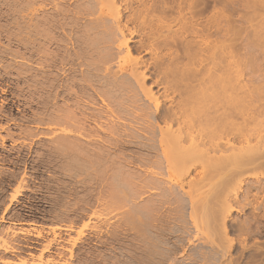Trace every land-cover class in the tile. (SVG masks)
<instances>
[{
  "label": "rangeland",
  "instance_id": "rangeland-1",
  "mask_svg": "<svg viewBox=\"0 0 264 264\" xmlns=\"http://www.w3.org/2000/svg\"><path fill=\"white\" fill-rule=\"evenodd\" d=\"M27 1H31V3L33 2L29 8L34 7L35 11L33 9L28 10L31 13L27 10V12L25 11L24 2ZM27 1L0 0V15L6 10L15 9L18 11L21 8L24 10L22 14H25V12L27 14L25 19H20V14L16 12L12 14L16 17V22L19 21L20 24H17L14 19L6 21L0 19V28L2 32L0 36V48L1 45L6 43L11 45L9 46L10 54L6 55L2 51L0 52V136H7V133H12L13 135L12 137H4V144L0 147V231L3 232L8 226L16 231L21 229H28L29 231V234L26 235L18 233L17 243L14 245L16 250L9 253L1 252L0 257L15 261L14 264H18L17 262L19 259H26L29 261L28 264H42L47 259L52 258L56 261L58 260L59 263H63L62 261H64L66 264H145V262H147L145 257L147 255L146 250L154 247L156 239L163 238L166 242V245L164 246L165 248L169 249L176 247L174 249L175 251L170 252L164 248L163 251L167 250L168 253L165 264H217L218 262H229V260L231 261L229 264H264V168H255L251 165L242 168L240 166V171L241 169L244 170L242 177L245 178V181L241 184L243 186L242 188L247 189L251 186V193H249V195L245 194V196L240 193L241 195L239 194V198H231L233 201L231 202L232 204H230L234 206L235 209L231 210L226 217L228 235L224 237L218 226V218L216 216L214 217L215 214H213V212L216 213V211H218L220 203L224 205V195L231 192L234 187L237 188L238 186L236 183L233 185L230 180L228 181L230 183L227 182L223 188L220 186V183L221 185L223 184L222 181L220 182L222 176L229 179L231 170H234L232 169V166L227 165L225 168L222 167V169L219 168L216 170V168L209 169L211 164L208 163V161L201 164L200 162L195 161L187 166V170L181 167H174L170 168L168 171L164 166V168H160L156 163L158 162L157 159H160V149L156 142L157 137H152L153 142L151 141V138L148 139L147 137H142L140 139L139 137L138 139L133 137V139L131 137H122L125 139H120L121 145L118 144L119 147L116 145L114 147L107 142L108 140L111 142L114 139H119V137H103L108 133L104 130L98 132L102 137L82 136L81 138L80 135L75 136V134L74 137H72V140L75 138L74 140H76V144L80 142L79 144L81 147L92 149V152L89 151V156L86 155L83 159H79L77 162L70 161L69 163L68 157L63 156L60 151H56L53 148L54 139L59 137H54L56 134L51 133L50 130L45 127L46 125L43 124L46 122L48 118L47 114L50 113L52 108L54 88L59 89L62 83L70 80L77 83L81 72H86L87 70H91V74L95 75V77L89 78L90 81L88 80L87 84H93L97 78L103 76L113 77L114 71H118L116 74L117 76L123 74L128 75V71L120 70L119 65L131 67L134 65L135 59H141L148 64L151 63V65L149 64L150 71L147 72L149 78L146 79L145 84L146 86L152 87L161 106L164 108H171L178 103L186 104V113L190 114L191 112H194V109H196L195 107H199L200 104H198V106L190 107L187 100L188 88H186V92L179 95L177 92L173 93L171 89L164 92L162 86H155L152 83L153 80L159 76L156 73L159 69L155 66V68L153 67V62L156 61L158 64L160 62V65L163 67L169 63L171 53L175 54L176 52L183 51L182 47H180L181 45H176L174 42L175 38L177 37L176 39L178 40L179 37L172 36L174 39H172V41V37L170 38L168 36L167 29H164L162 32L163 37L158 38L159 43L154 41V44L155 42L158 44L157 51L155 50L156 52L148 51L149 48L143 49L141 45H146L151 41V32L153 33L159 28L158 21L156 20L157 15L159 16L158 18L167 15L169 18L166 17V19H164L165 21H168V19L171 20L174 17H171L172 15H178L177 11L182 8L181 10L182 12L184 10L183 13L186 21L181 19H179L178 22L173 21L171 23V30L176 32L179 36L181 34L184 36L181 35L183 38H181V41L185 39V42L196 40L197 42L200 41V43H205L202 44V47L207 45V50L200 53L201 58L203 59L200 67L206 64L211 66L209 60L207 61L206 58L211 55L212 50L210 51L209 47L214 43L212 41L214 40L212 36H207L210 31L212 32V30H214V27L212 26L214 24H212L213 20L211 21V17L213 19L214 11L217 9L214 8L216 6H214V3L212 2L213 0H197L198 2L194 8L195 10H193L197 12L195 14H197V21L199 22L196 25L198 26L197 28L199 29L200 36H196V38L192 37L193 35L191 34L190 25H188L189 20L186 16L189 14L187 11L188 5H185L186 2L182 3L181 0H144L147 7L150 6V9L152 7L156 9L153 11L152 9L154 8H152L146 13L144 9L142 10L143 5L141 0H118L117 4L121 13V27H124L125 36L126 38H129V46H138L139 51L133 50L131 52L132 54L130 53V55H127L124 48H121L120 51L119 49H116V46H114L115 44H112L113 47L110 48L111 51H109L112 53L111 56H114L115 58L112 57L110 60L106 59L107 61L102 60V63L100 62L101 64L97 66L85 65L92 64L97 59L95 56L91 58L85 55L86 53L82 54L81 52L83 49L80 52V48L85 47V43L81 41L77 44L75 40L77 39L76 36H78V34L73 31L77 30L79 34H82L81 32L84 34L85 24L88 21L95 20V15L74 14L78 16H76V20H73L75 17L74 15H71L76 7L83 8L84 6H91V0ZM226 1L229 3H226L228 6H225L226 4L222 2L219 6L221 9L219 10L221 12L223 11L222 14L224 15V18L228 19L227 17L230 15V20H232L231 17L237 19L236 17L241 14V5L239 6V4L243 1ZM178 2L181 4L179 5ZM161 5L165 7L162 8ZM169 6L170 8L171 6L173 8V10L171 9L172 14H170V9H168ZM162 9H164V11ZM165 9H168L167 12ZM160 11L166 12V15ZM28 13L33 15L32 17L34 20L27 19L29 15ZM50 14L54 16V21L57 24L55 32L53 31L54 43L52 44L51 49L53 55L57 58L58 65L56 69L46 67L45 70L39 71L36 67V62H38L39 58H42L43 55L37 50L38 48L36 49V45L39 46L41 41L46 43L45 38L39 36L42 31H45L41 25H44L45 28L47 26L41 20L42 16H50ZM237 14L239 15L237 16ZM188 17L190 18V16ZM10 20L12 21L8 24V21ZM141 21H143V23ZM36 24H38L39 31L35 32L34 29L37 30V28H35L34 25ZM27 32L30 33V41L28 43L32 45L29 46L33 48V50L30 49L29 46H26V48H29L27 50L23 44V37L26 36ZM4 33H6V35L9 33L8 37L10 39H8ZM15 33L20 36H14ZM95 36L96 37H92V40L90 39L89 42L93 43L98 48L101 47V49L98 50H100L101 53H104L106 51L105 46L108 45V43L105 42L104 34L97 33ZM15 41L18 42L16 43ZM77 50L80 52L81 57H76L74 55ZM22 56L29 57L34 61L33 66L29 68V73L26 75L20 73V63L14 64V60H17ZM64 57L67 58L64 63H61V58ZM240 59V62L236 59L239 66L242 64V69H248L251 65L250 61L246 59L248 62L245 64V59ZM215 61L219 63L218 60ZM191 62H193L192 58L190 60L188 57H183L177 63L181 73L173 79L174 88H178L182 84L184 85L185 79L189 77L190 67L193 66ZM263 62L258 60L255 64H261L264 69ZM9 63L15 66V68L5 70L3 67ZM237 63H234L235 68L238 67ZM220 64L223 65L224 63ZM244 64L247 67L244 66ZM241 67L238 68L240 69ZM263 69L261 73H264ZM227 71L229 72L231 69L228 68ZM258 72H256V75L260 73ZM47 75L49 76V79H54L55 84L53 87L45 82ZM253 75H255V73ZM258 76L256 77V81L254 80L255 82H252L254 83L252 84L254 86L251 87L249 84V87L253 88L257 84L264 87V75L262 76V74H259ZM203 77H205V71H203ZM247 79H249V75L245 74V78L243 76V82H247ZM257 80H260L261 82H257ZM258 85L255 88H258L260 93L264 95L261 91L262 89H260ZM68 87L70 90H77L75 84H72V86L69 85ZM105 88L106 89L103 91V95L106 98L105 102L109 103V106H115L118 109L122 108L123 113H121L117 119L107 120L102 117L98 122L103 128H107L109 125L111 129L114 128L115 130L117 129L120 131L125 128V126H129L132 130L134 129L133 131L141 132V130L137 128L141 125L133 122V116L136 115L139 110L143 112L153 111L154 103L147 100L136 87L128 88L126 90L124 89L122 91H113L109 86H105ZM219 92L221 91H218V96H220ZM171 96L174 97L173 102L170 100ZM201 96L204 97L203 95ZM70 100L73 102L76 99L72 97ZM57 102L62 103L60 100H57ZM85 102L81 100L78 106L88 112L92 109L101 110L106 108V104L103 103L98 96H95L94 101ZM262 102H264V98L262 99ZM78 106L76 107L74 103L69 104L68 106L69 108L71 107L70 110H72V112L75 111L73 112L75 115L78 114L76 116L80 115ZM263 119L264 117H261V120ZM40 120H42V124H38ZM86 124L93 128L96 127L95 122L93 121H87ZM159 124L163 125L162 122ZM27 125L32 126L34 129L32 135H28L27 131H24V127ZM36 126L38 127L36 128ZM63 126L69 127V125ZM56 128L58 129L57 125ZM256 129L257 128L253 130L257 131ZM263 129L261 131L262 135H264ZM57 132L58 134L60 133L59 131ZM146 138L148 141L150 140L149 142L153 143V145L146 141ZM105 139L107 142H105ZM138 140H141L142 142H139ZM143 143V148L146 144L153 146L148 157L151 161H155L156 164L153 161V165L155 164L156 167L155 165L154 167L149 165L146 166L141 162V157L145 156L142 155L145 154V150L143 151L142 146H139V144ZM98 146L104 150L101 151V148H95ZM171 150L174 149L170 148V151ZM100 151L103 152V154H100ZM219 153L220 152H218V154ZM199 164L204 167L206 166L203 168V170H206L203 172L204 175H200L199 169L203 166H200ZM208 164L210 165L208 166ZM160 166L162 167V164ZM147 167L149 169H147ZM150 167L154 172L159 170L157 167L161 169L159 170V173L160 171L163 173L161 172L160 176L157 175L155 177H160L162 181L164 180V183L162 181L159 182L156 178V181H154L155 183L151 180L154 179L151 176L156 174H154V172H151V174L147 172L152 170ZM22 172H26V182L24 184L26 188L21 194L17 195L16 200L13 201L9 205L8 210L3 213L5 206L9 203L10 196L14 192V188L18 185L20 177L23 175ZM224 174H226V176ZM201 176L203 180L199 181ZM255 178H259L260 183H262V185L260 184L262 186L260 187V190L252 188L255 185L254 182H252ZM141 180L144 182L142 183ZM148 180L153 183V186L156 184L157 187H151L152 184H149ZM189 181H192V184H190ZM144 183H148L150 186L148 184L147 186ZM180 183L184 185L185 190L187 189L191 191L194 202L196 201L195 211L197 212L198 210L199 214L194 211L195 215H197L195 216V223L187 218L188 215L186 216L189 211L187 205L188 200L187 197H185L186 195L179 190L178 186ZM224 187L226 188L224 189ZM219 189L224 195L222 192L218 191ZM222 189H224L226 193ZM164 190L168 193L167 194L165 191L166 195L170 196H165ZM246 191L243 193H247ZM172 192L173 195L171 194ZM255 193L259 194H257L258 202L257 200H254ZM202 195H205V198L208 196L211 197V199L208 200L209 205H211L212 208H206V212L205 210H202L204 208L201 207L203 203H205V198ZM211 200H213V202ZM254 205H256L255 207L257 208V211L255 209L256 212L253 210ZM210 214H213V216H210ZM181 215L183 216L181 217ZM1 216L3 217V220H1ZM196 218H198V220H196ZM231 219L233 220L231 221ZM11 221H14L16 224H11ZM157 224L160 226L158 225L155 227ZM56 225L68 228L66 230L58 228L54 231L51 230V226ZM33 226L35 228H33ZM242 226L243 228H241ZM161 227L163 228L162 230ZM156 228H158V230H156ZM37 230H40L41 236L33 235L37 233ZM54 234L55 236L57 235L56 241L52 240L49 247L44 250V247L47 245L46 243L53 238ZM6 237L7 236L4 238ZM59 237L60 240H58ZM74 239L78 240L75 242L76 244L72 245ZM70 247L73 250V255L71 257L68 251ZM223 248L227 251V256L220 259L221 256L218 253ZM217 251L218 253H216ZM41 252L42 261L44 260L43 262L38 259V255ZM54 263L55 262L51 264ZM0 264H2V262H0Z\"/></svg>",
  "mask_w": 264,
  "mask_h": 264
},
{
  "label": "bare ground",
  "instance_id": "bare-ground-1",
  "mask_svg": "<svg viewBox=\"0 0 264 264\" xmlns=\"http://www.w3.org/2000/svg\"><path fill=\"white\" fill-rule=\"evenodd\" d=\"M117 1L118 0H91V2H92L91 6H89V7L84 6L83 8L82 7H79V8L76 7V9L73 10V12L71 14V15H74V14H77V15H80V14L90 15L91 14V15H93L94 14L96 17V18H94L95 20L88 21L85 24L84 34H83V32H81L82 34H79L77 30H73L76 34H78V36H76L77 39L75 40V42H77V44L80 43L81 41L83 43H85L84 44L85 47H81L80 52L83 49L81 52L82 54L86 53L85 55H87L88 57L93 58L95 56V58L97 59L92 64H85L87 66H91V65L97 66V65L102 63V60L112 59V57H114V56H111L112 53L110 52L111 51L110 48L113 47L112 44H115L114 46H116V49H119L120 51H121V48H124L127 55H130V53L133 50L137 51L139 49L138 46L137 47L134 45L129 46V44H128L129 38H126L125 33H124V29H123L124 27H121L122 25L120 24V22H121L120 21V18H121L120 14L121 13H120V9H119V6L117 4ZM123 1H125V0H123ZM183 1L181 0L182 3L186 2L185 5L186 4L188 5L187 11L189 14L188 16H190V18L188 16H186V17L189 20L188 25H190L189 27L191 29V34L193 35L192 37H194V38H196V36L199 37L200 36L199 35V29L197 28L198 26L196 25L199 21H197V17H196L197 14H195L197 12L194 11L195 10L194 8H195L198 1L197 0H183ZM225 1L226 0H213L212 2L214 3V6L219 7L220 4H222V2H224L226 4L227 1L226 2ZM34 2H35V0H34ZM141 2L143 5L142 10L144 9V11L146 13H148L149 10L154 8V7H152L150 9L149 8L150 6L147 7L144 3V0H141ZM241 2L242 3L239 4V6L241 5L240 6L241 7L240 8L241 14L240 15L237 14V16L239 15L238 17H236L237 19H233L231 17L232 20L229 19L230 15H229V17H227L228 19L224 18V15L222 14L223 11L221 12L219 10V9H221L220 7L219 8L214 7L215 9H217L214 11L215 13L213 15V19L211 17V21L213 20L212 24H214V25H212L214 27V30H212V32L210 31V33L207 34L208 37L212 36V38L214 39V40H212L214 42L213 45H211V47H209V50L210 51L212 50L211 55L206 58L207 61L209 60V63L211 64V66L206 64V65L200 67L201 62L203 61L200 53L202 51L207 50V45L205 47H202V44H205V43H200V41L197 42L196 40H193V41L191 40V42H185L184 41L185 39L181 41V38H182L181 35L182 34L179 36L176 34V32H173V30H171V23L173 21L178 22L179 19L186 21V19L184 17V13H183L184 10H183V12L181 10L182 8H180L179 11H177L178 15H176V16L172 15L171 17H173V16L174 17L171 20L168 19V21L167 20L165 21V19L167 17L166 12L168 9H170L169 10L171 12L170 14H172V10H173L172 6H171V8H170V6H169V8L166 7V8H168L167 10L165 9L166 12L160 11L161 13H164L166 16L165 17L160 16V18H158L159 16L157 15L156 20L158 21L157 23L159 25V28H157V30L155 29L156 30L155 32H153V33L151 32V39L152 40L149 41L146 45L140 44L143 47V49L149 48L148 51H151V52H154L155 50L157 51V48H158L157 43H159L158 38L163 37L162 32L164 29H167V32L169 34L168 36L170 38L172 36L173 37L174 36L179 37L178 40L176 39L177 37L175 38V40L172 37L171 40L173 39L176 45H181L180 47H182L183 51L182 52L180 51L178 53L176 52L175 54L171 53L169 63L163 67L160 65L161 64L160 62H159V64L156 61L153 62L154 63L153 67L155 66L159 69V70H157L158 72H156L157 75H159V76H157V78H155L152 83L155 86H162L164 89L163 90L164 92L171 89L173 93L177 92V94H179V95L186 92L187 91L186 88H188V99L187 100H188V103L190 104V107L198 106V104H200L199 107H195L196 109H194V112L187 114L186 109H185L186 104H179L178 103V104H176V106H173L171 108H164L163 106H161V103L159 102L158 97L156 96V93L153 92L152 87L146 86V84H145L146 79L149 78V74H147V72L150 71L151 63H149L150 64L149 65L148 63H146L145 61H143L141 59H135L134 65H132L131 67L119 65L120 70L128 71V75L123 74V75L117 76L116 74L118 71L117 72L114 71L113 72L114 74L112 73L114 75L113 77L103 76V77L97 78L95 80V83H93V84H91V83L87 84L89 78L95 77L94 74H91V72H90L91 70H87L86 72H81V75L79 76L77 83H74L73 80H70L68 82L66 81V82L62 83V85L59 87V89L54 88V93H53L54 102L52 100V108L50 107L51 111H50V113L47 114L48 118H47V120L45 119L46 122L43 123L46 125L45 127L47 129H49L51 133L56 134V135L53 134L54 137H59L57 139H54V142H53L54 150L60 151V153L63 154V156L68 157L69 163H70V161L77 162V161H79V159H83L84 156H86V155L89 156V153L92 152L91 151L92 149L81 147V145L79 144L80 142L76 144L75 143L76 140H74L75 138L72 140V137H74L75 134H76L75 136L80 135L81 138H82V136L83 137H102V135L99 134L98 132H100V131L102 132L104 130V131H107L108 133L105 134V136H103V137H109V138L110 137H119V139L118 138L114 139V140H112L113 138L110 139V140H112L111 142L109 140L107 142V140L105 139V142H107L110 145H113L114 147H115V145L117 147H119L118 144L121 143V140L125 139L122 137H131V138L133 137V138H137V139H138V137H139V139L142 137H147L148 139L151 138V141L153 139L152 137H157L156 142H157V145L160 149V159H157L158 162H156V163H157V166L159 165L160 168L165 167V169L168 171L170 168H174V167H181V168H185L187 170L188 169L187 166H189L190 163L195 162V161L200 162V164L208 161V163L211 164V165L208 164V166L210 165L209 169L216 168V170L219 168L222 169V167L225 168V166L227 167V165L232 166V169H234V170H231V174L229 173L230 177L227 176V177H229V179H226V177L222 176L221 179H223V180L220 179V182L222 181L223 184L221 185V183H220V186L223 188V186L229 180L232 182L233 185L236 183V185H238V186H237V188L234 187L231 190V192H229V190L231 189L230 188L231 186H230L229 187L230 189L229 188H228L229 190L227 189L229 193H227L225 195L222 191H220V189L218 190V191L222 192L224 195V205H222L220 203V208H218V211H216V213L213 212V214H215L214 217L216 216L218 218L217 219L218 226H219V229H220L222 235L224 237H226L228 235V226H227L226 217L231 210L235 209V207L231 205L232 204L231 202L233 201L231 198L236 199L240 193H242V195L244 194V196H245V194L249 195V193H251V191H250L251 186H249L247 189L242 188L243 186L241 184H242V182L245 181V178L242 177L244 170L241 169V171H240V166H241V168L245 167L247 165L248 166L251 165L255 168L256 167L264 168V135H262V132H261L262 129L264 128V126H263L264 125V121H263L264 119L261 120V117L262 118L264 117V102H262L264 95H262L260 93L258 88H255L258 84L255 87L251 88L252 86H254V85H252V84H254L252 82L256 81V77L259 74H262V76L264 75V73H261L262 69H263L262 65L261 64H255L256 61H258V60L262 61V62L264 61V0H241ZM24 3H25V11L26 10L27 11L32 10V9L35 11L34 7L29 8L33 2L31 3V1H29V2L27 1ZM163 3H164V1H163ZM180 4L181 3H179V5ZM227 4H229V3H227ZM227 4L225 6H228ZM164 7L165 6H162V8H164ZM183 7H184V5H183ZM36 10H37V8H36ZM152 10L154 11L156 9L154 8ZM162 10L164 11V9H162ZM15 12L20 14L19 15L20 19H25V17L27 16L26 12H25V14H22V12H24V10L22 8L19 9L18 11H16L15 9H9L0 15V19L4 20V21L9 20V19H12V20L14 19V21L16 22L17 21L16 17H14V15H12ZM28 12H30V11H28ZM150 12H152V11H150ZM30 13H28L30 16L28 15L27 19L28 20H34L32 17L33 15H31ZM236 13H239V12H236ZM48 14H49V12H48ZM77 15H74L75 18H73V16H72L73 20L74 19L76 20V18L78 17ZM185 15H186V12H185ZM168 16H169V13H168ZM53 17L54 16L51 14H50V16H48V15L42 16L41 21L44 22L47 26L45 28L44 25H41V27L44 28L45 31H42L41 33L39 32L40 33L39 36H43L45 38L46 43H44L42 41L40 43L37 42V43H39L40 47L38 45H36L37 46L36 47L33 44L36 47V49L38 48L37 50L39 52H41V54L43 55L42 58H39V61L36 62V67L38 68L39 71L45 70L46 67H49L51 69H56L57 65H58L57 58L55 57V55H53V51L51 49V46L54 43L53 31L55 32V29L57 28V24L55 23ZM175 17H178V18H175ZM167 18H169V17H167ZM12 20L8 21V24L11 23ZM143 21H141V22L143 23ZM16 23L20 24L19 21ZM26 23H28V22H26ZM24 25H25V23H24ZM26 25H28V24H26ZM3 27H5V26H3ZM34 27L37 28V30L34 29L35 32L39 31L38 30V24L34 25ZM190 29H189V31H190ZM97 33H103L105 36V42L108 43V45L105 46L106 51L104 53H101L100 50H98V49H101V47L98 48L93 43L89 42L92 37H96L95 35ZM1 34H2V32H1V28H0V36H1ZM4 34L6 35V33H4ZM8 34L9 33H7L6 37L9 36ZM29 34L30 33L27 32L26 36L23 35L24 36L23 37L24 38L23 44L25 45V48H26V46H29V45L32 46L30 43H28L30 41ZM130 34H131V32H130ZM16 35L20 36L19 34L15 33L14 36H16ZM10 36H12V35H10ZM25 37H27V38H25ZM8 39H10V38L8 37ZM21 40H23V39H21ZM31 41H33V40H31ZM154 41L157 42V43L155 42V44H157V45L154 44ZM15 42L17 43L18 41H15ZM9 46H11L9 43L1 45L0 52L2 51L6 55L10 54L9 53L10 52ZM170 46H168V47H170ZM26 49L28 50L29 48L27 47ZM26 49H25V51H26ZM30 49L33 50V48H31V47H30ZM80 52L77 50L74 53V55L76 57H81ZM108 52H110V53H108ZM183 57H188L190 60L192 58L193 62H191V63L193 64V66L190 67L189 77L187 79H185L184 85L182 84L180 87L174 88L173 79L181 73V70L179 69L177 63ZM66 58L67 57L61 58V63H64ZM238 58L239 59L244 58L245 61H246V59L249 60L251 63L250 67H248V69H246V68L242 69V67H241L242 64H240V66H239V63H237V60L239 61ZM215 60H218L219 63H217ZM245 61H243V62H245ZM33 62L34 61H32V59H30L29 57H26V56H22L19 59L14 60V64L20 63L19 65H20L21 70H19V71H20V73H23L25 75L27 73H29V70H30L29 68H31V66H33ZM247 62L248 61H246L245 64H247ZM220 63H224V64L221 65ZM234 63H237L238 67H241V68L240 69L238 67L235 68ZM245 64H244V66H246ZM3 68L5 70L6 69L9 70L10 68L11 69L15 68V66H13L12 64L9 63L8 65H5ZM228 68L231 69V71L228 72L227 71ZM233 68H235V69H233ZM245 69H246V71H245ZM203 71H205V77H203ZM256 72H258L259 74L256 75ZM156 73H155V75H156ZM254 73H255V75H253ZM32 74H34V73H32ZM245 74L249 75V79H247V82L246 81L243 82L244 81L243 76L245 78ZM258 77H260V76H258ZM93 79H95V78H93ZM260 80H261V78H260ZM260 80H257V82H259ZM263 81H264V78H263ZM45 82L48 83L51 87H53L55 84L54 79H52V78L49 79L48 75L45 78ZM72 84H75V88L77 90H70L69 89L68 86L69 85L72 86ZM249 84L251 87H249ZM259 84H261V83H259ZM105 86L111 87V90H113V91H122L124 89L126 90L128 88L136 87L139 90V92L147 100H150L154 103L153 111L143 112V111L139 110V112H137L136 115L133 116L134 117L133 122L141 125V126H138L137 128H139L142 133L140 131L139 132L133 131L134 129L132 130V128H130L129 126L128 127L125 126V128H123L120 131L117 129L115 130L114 128L111 129L109 127V125L107 128H103V126L98 122L99 119H101L102 117L107 119V120L117 119V118H119L120 114L123 113L122 108L118 109L115 106H109V103L105 102L106 98L103 95V91H104V89H106ZM258 86L260 89H262L261 91L264 94V91H263L264 87H262V85H258ZM203 90H205V91H203ZM218 91H221V92H219L220 96H218ZM50 92H51V90H50ZM201 95H203L204 97H202ZM95 96H98L101 99V101L106 104V108L101 109V110H93L92 109L91 111L88 112V111L82 109V107L78 106V104L81 100L84 102L85 101H94ZM72 97L76 99L73 102L70 100V99H72ZM173 99H174V97L171 96L170 97L171 102H173ZM202 99H204V100H202ZM57 100H60V102L62 101V103H58ZM125 101H123V102H125ZM73 103L76 107L78 106V108L80 110L79 116H76L78 114L75 115L73 113L75 111L72 112V110H70L71 107L70 108L68 107L69 104H73ZM85 103H87V102H85ZM120 104H122V103H120ZM87 121L95 122L96 127L93 128L90 125H87L86 124ZM161 122L163 123V125L159 124ZM38 124H42V120H40L38 122ZM56 125L58 126V129L56 128ZM63 125H69L70 128L67 126H63ZM174 126H176V127H174ZM37 127L38 126H36V128ZM255 128H257L256 129L257 131L253 130ZM24 131H27L28 135H32V133L34 132V129L32 128V126L27 125L24 127ZM57 131H59L60 133L58 134ZM263 131H264V129H263ZM263 134H264V132H263ZM12 136H13L12 133H7V136H0V147H2V145L4 144V141H5L4 137H12ZM68 137L69 138L71 137V138L69 139ZM147 138H146V141H148ZM216 139H218V140H216ZM141 140H138V141L140 142ZM94 142H96V141H94ZM105 142H102V143H105ZM131 142H133V141H131ZM149 143H151V142H149ZM123 144H124V141H123ZM151 144L153 145V143H151ZM140 145L142 146V145H144V143L139 144V146ZM152 145L146 144L144 146V148L142 146L143 151L145 150V154H142V155H145V156L141 157L142 158L141 162L144 163L146 166L149 165V166L154 167V165L156 164L155 161L153 160L155 163L153 165V161H151V159L148 157V154L151 152V149L153 147ZM95 148L100 149L101 147L98 146ZM170 148H173L174 150L170 151ZM154 149H155V146H154ZM102 150H104V149L101 148V151ZM96 151H97V149H96ZM218 152H220V153L218 154ZM55 153H57V152H55ZM216 153H217V155H216ZM100 154H103V152H101ZM139 156H141V155H139ZM161 164H162V167L160 166ZM200 166H203V165H200ZM148 167H147V169H149ZM155 167H156V165H155ZM159 167H157V168L159 170H161ZM205 167L203 166L202 168L199 169L200 175L201 174L204 175L203 172L206 170H203V168H205ZM150 169H152V168L150 167ZM159 170L157 172H154L152 169V170H150V172L149 171H147V172L150 174H151V172L152 173L154 172V174H156V175H154V176L152 175L151 177H153L154 179L156 178L159 180V182H161L162 179L160 177H159L160 179L158 177H155L157 175L160 176V173L162 171H160V173H159ZM25 173H23V175L20 177L18 185L14 188V192L10 196L9 203L5 206L3 213L6 210H8L9 205L13 201L16 200L17 195L21 194V192L26 188L24 185L26 182ZM150 174H148V175H150ZM260 174H262V173H260ZM224 175L226 176V174H224ZM154 179H151V180H153V182H154V181H156V179L155 180ZM200 180H203L202 176H201V179H199V181ZM148 181L147 182L149 184H152L151 185V187H152L153 183H151L150 180H148ZM141 182H142V180H141ZM162 182L164 183V180ZM252 182H254V184H255L254 186L252 185L253 186L252 188H255L257 190L261 189L260 187H262L261 186L262 183H260L259 178H255V180ZM189 183L192 184V181H189ZM228 183H230V182H228ZM144 184H146V183H144ZM232 184H230V185H232ZM155 186H156V184H155ZM155 186H153V187H155ZM220 186H218V187H220ZM178 187H179V190H181V192L186 195L185 197H187V200H188L187 205H188L189 211H188V214H186V216L188 215L187 218H189L191 221H193V223H195V221H194L195 216H197V215H195V212H196L195 211L196 210L195 209V202L196 201L194 202L193 195L191 194V191L187 190V189L185 190V187L182 183H180ZM225 188L226 187H224V189ZM224 189H222V190L224 191ZM170 190H172V189H170ZM165 191L166 190H164V194H165V196H167L166 195L167 191H166V193H165ZM245 191L247 193H243ZM202 193H204V192H202ZM258 193L254 194V196H255L254 200L258 199V195H259ZM160 194H163V193H160ZM171 194L173 195V192ZM162 196L165 197L164 195H162ZM168 196H170V195H168ZM202 196L205 198V195H202ZM208 197H210V196H208ZM208 197L205 198V200H206V201L204 200L205 203H203L202 206L200 205L202 208H204L202 210H205V212L207 210L206 208H208V209L210 207L212 208V206L209 205V200L211 199V197L210 198H208ZM212 199H213V197H212ZM202 200H201V202H202ZM211 201L213 202V200H211ZM236 202H238V201H236ZM257 202H258V200H257ZM254 203H255V201H254ZM255 206L256 205H254L253 210L255 211V209H256V211H257V208ZM196 213L199 214L198 210ZM213 214H210V216L211 215L213 216ZM182 216L183 215H181V217ZM201 217H203V216H201ZM228 218H230V217H228ZM1 220H3L2 216H1ZM196 220H198V218H196ZM232 220L233 219H231V221ZM10 223L13 225L16 224L14 221H11ZM158 225L159 224H157L155 227H157ZM51 227H52L51 230H53V231L57 228L58 229H65V230L68 228V227H63L61 225H56V226H51ZM33 228H35V227L33 226ZM69 228H70V226H69ZM241 228H243V226ZM244 228H247V227H244ZM162 229L163 228L161 227V230ZM156 230H158V228H156ZM159 231H160V228H159ZM18 233H20L22 235H26V234H29V231H28V229L27 230L21 229L19 231H16V230H13V228L11 229L10 226H8L5 230H3V232L0 233V242H1L0 243V253L1 252L2 253H7V252L9 253V252H14L16 250L14 245H15V243H17ZM113 233H114V231H113ZM55 234L53 235V238L48 243H46L47 245L46 246L44 245L45 246L44 250L49 247V245L51 244L50 242L52 240L56 241L57 235L55 236ZM33 235L34 236H39V235L41 236L40 230L39 231L37 230V233H35ZM5 236L8 237V240H7V237L4 238ZM58 240H60V237ZM77 240L78 239H74V241L72 242V245L76 244L75 242ZM155 241H156L155 242L156 244L154 245V247L146 250L147 255L145 257H146L147 262H145V264H165L167 254H168L167 250L169 252L175 251L174 249L176 247L169 248V249L164 247L166 245V242L164 241L163 238L162 239L158 238ZM164 248L167 250L163 251ZM68 251H69V255L71 257L73 255L72 248L70 247V249ZM216 253H218V251ZM226 253H227V251L224 248L221 249V251H219V253H218L221 256L220 259L225 258V256H227ZM41 257H42V252L38 255V259L42 261ZM53 259L54 258L47 259L46 261L43 260L44 262L42 261L43 262L42 264H51L53 262H55L56 264H66V262H64V261H62L63 263H59L58 260L56 261L54 259L55 260L54 261ZM0 262H2V264L3 263L4 264L13 263L14 264L15 261H12L10 259H4V258L0 257ZM28 262L29 261H27L26 259H19L17 263L18 264H28ZM229 262H231V261L229 260ZM229 262L228 261L225 263H223V262L219 263L218 262L217 264H229ZM38 263H40V262H38Z\"/></svg>",
  "mask_w": 264,
  "mask_h": 264
}]
</instances>
